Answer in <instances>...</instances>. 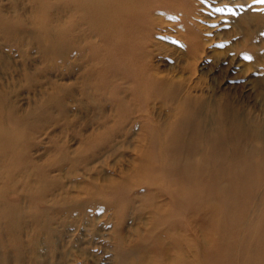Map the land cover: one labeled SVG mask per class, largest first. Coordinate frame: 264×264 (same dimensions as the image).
<instances>
[{
    "label": "rangeland",
    "instance_id": "obj_1",
    "mask_svg": "<svg viewBox=\"0 0 264 264\" xmlns=\"http://www.w3.org/2000/svg\"><path fill=\"white\" fill-rule=\"evenodd\" d=\"M150 2L144 76L170 98L135 101L131 81L97 88L87 47L51 49L54 0L45 29L37 0H0V128L13 134L0 140V264H192L208 246L191 218L156 224L167 199L136 170L180 111L187 127L236 118L264 134V0Z\"/></svg>",
    "mask_w": 264,
    "mask_h": 264
},
{
    "label": "bare ground",
    "instance_id": "obj_2",
    "mask_svg": "<svg viewBox=\"0 0 264 264\" xmlns=\"http://www.w3.org/2000/svg\"><path fill=\"white\" fill-rule=\"evenodd\" d=\"M48 1L37 0L42 29L48 25ZM54 5L65 20L52 28L56 41L51 49L64 45L82 53L87 47L99 63L100 91L112 76L131 81L135 101L144 100V90L170 98L144 76V19L150 0H54ZM75 30L83 38L82 49ZM178 116L158 150H146L136 170L147 189L156 188L167 199L163 208H155L156 224L172 230L183 227L188 217L201 226L208 246L194 255L192 264H264V134L257 128L246 131L236 118L216 132L207 123L187 127L185 111ZM6 128H0L2 141L13 136L11 125ZM173 261L184 264L177 257Z\"/></svg>",
    "mask_w": 264,
    "mask_h": 264
}]
</instances>
